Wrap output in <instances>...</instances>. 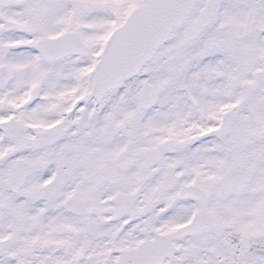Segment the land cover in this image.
Here are the masks:
<instances>
[{
	"label": "snow or ice",
	"instance_id": "snow-or-ice-1",
	"mask_svg": "<svg viewBox=\"0 0 264 264\" xmlns=\"http://www.w3.org/2000/svg\"><path fill=\"white\" fill-rule=\"evenodd\" d=\"M0 264H264V0H0Z\"/></svg>",
	"mask_w": 264,
	"mask_h": 264
}]
</instances>
